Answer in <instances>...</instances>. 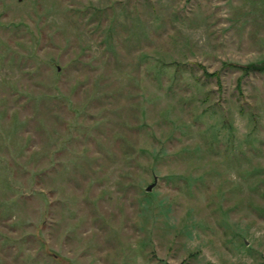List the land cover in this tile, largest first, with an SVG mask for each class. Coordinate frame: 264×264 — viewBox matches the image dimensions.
Returning <instances> with one entry per match:
<instances>
[{
	"label": "rangeland",
	"instance_id": "rangeland-1",
	"mask_svg": "<svg viewBox=\"0 0 264 264\" xmlns=\"http://www.w3.org/2000/svg\"><path fill=\"white\" fill-rule=\"evenodd\" d=\"M0 264H264V0H0Z\"/></svg>",
	"mask_w": 264,
	"mask_h": 264
},
{
	"label": "water",
	"instance_id": "water-1",
	"mask_svg": "<svg viewBox=\"0 0 264 264\" xmlns=\"http://www.w3.org/2000/svg\"><path fill=\"white\" fill-rule=\"evenodd\" d=\"M152 188H153V187L149 188V189L147 190V192H150V191L152 190Z\"/></svg>",
	"mask_w": 264,
	"mask_h": 264
}]
</instances>
